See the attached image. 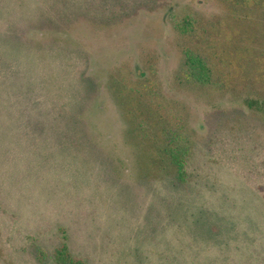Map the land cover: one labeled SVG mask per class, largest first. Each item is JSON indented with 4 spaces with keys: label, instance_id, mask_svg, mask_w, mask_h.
Segmentation results:
<instances>
[{
    "label": "rangeland",
    "instance_id": "obj_1",
    "mask_svg": "<svg viewBox=\"0 0 264 264\" xmlns=\"http://www.w3.org/2000/svg\"><path fill=\"white\" fill-rule=\"evenodd\" d=\"M10 5L0 57L17 71L5 89L34 92L13 113L41 123L20 144L23 191L9 207L27 247L10 264H57L63 245L85 264H264V114L247 107L264 102L263 7L246 24L232 0ZM187 13L212 33L200 48L220 81L208 91L176 79ZM142 83L185 114L184 186L132 135Z\"/></svg>",
    "mask_w": 264,
    "mask_h": 264
},
{
    "label": "trees",
    "instance_id": "obj_2",
    "mask_svg": "<svg viewBox=\"0 0 264 264\" xmlns=\"http://www.w3.org/2000/svg\"><path fill=\"white\" fill-rule=\"evenodd\" d=\"M24 2L25 0H0V17L11 6L10 4L24 8ZM232 5L242 15L237 20L246 24L253 21V14L258 12L256 11L258 7H263L262 14L259 13L258 18L259 21L263 20L264 22V0H232ZM238 21L237 23H239ZM203 25L199 18L192 13L183 15L175 22V28L183 42V60L176 79L181 85L208 91L214 87L216 82L220 81V78L216 74L215 67L200 48L203 41L206 43L212 41L210 29L205 24ZM199 38V42L196 41ZM191 42H195L194 46ZM16 71V64L0 57V264H5L3 261L10 264L18 253L27 247L24 245L21 234L17 232L20 220H22L20 209H16L17 214L13 213V207H9V205L10 199H13L11 194L16 190L21 193L23 191L19 166L22 138H30L41 129V123L37 120H30L27 115L23 114L27 112V109L20 108L21 112L17 114V117L13 113L18 110L16 106H23V102H28L35 96L30 89H22L21 94H17L19 91H6L7 78ZM134 91L138 95V103L142 104V101H147L148 107L140 110L142 116H145V121L135 125L132 135L148 146V149L153 148L149 149L151 156L161 165H166L175 175L178 184L184 186L188 178L187 166L191 153L184 112L174 105L167 107L160 104L156 99L155 89L152 85L149 86V83H142ZM119 92H121L120 87ZM8 95H11L15 101V105L12 107L11 102H7ZM131 98L133 102V96ZM128 105L133 107L129 102ZM247 107L254 112L264 114V102L262 101L247 102ZM21 115H24V118ZM151 122L153 123L151 124ZM154 127L156 130H153ZM7 156H14L15 163L12 166L7 167L5 163ZM14 188L15 191L11 193V189ZM55 261L57 264H85L84 260L70 255L66 245L57 249Z\"/></svg>",
    "mask_w": 264,
    "mask_h": 264
}]
</instances>
